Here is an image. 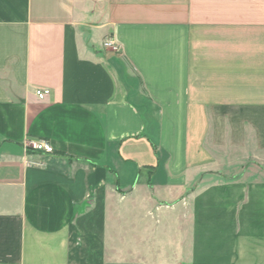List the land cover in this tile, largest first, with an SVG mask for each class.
Wrapping results in <instances>:
<instances>
[{
  "label": "crops",
  "instance_id": "obj_1",
  "mask_svg": "<svg viewBox=\"0 0 264 264\" xmlns=\"http://www.w3.org/2000/svg\"><path fill=\"white\" fill-rule=\"evenodd\" d=\"M0 264H264V0H0Z\"/></svg>",
  "mask_w": 264,
  "mask_h": 264
},
{
  "label": "built area",
  "instance_id": "obj_2",
  "mask_svg": "<svg viewBox=\"0 0 264 264\" xmlns=\"http://www.w3.org/2000/svg\"><path fill=\"white\" fill-rule=\"evenodd\" d=\"M104 48L116 50V45L112 40H106L103 43ZM49 94V90L47 89H38L35 91V95L38 99H43ZM23 148L26 152L32 151L35 153H42V154H52L53 147L51 144L46 140H33V139H25L23 143Z\"/></svg>",
  "mask_w": 264,
  "mask_h": 264
},
{
  "label": "rangeland",
  "instance_id": "obj_3",
  "mask_svg": "<svg viewBox=\"0 0 264 264\" xmlns=\"http://www.w3.org/2000/svg\"><path fill=\"white\" fill-rule=\"evenodd\" d=\"M249 166V165H248ZM246 167H247V165H246Z\"/></svg>",
  "mask_w": 264,
  "mask_h": 264
}]
</instances>
